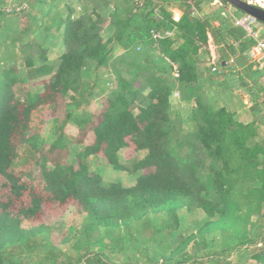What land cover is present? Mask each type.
Segmentation results:
<instances>
[{
    "label": "trees",
    "instance_id": "trees-1",
    "mask_svg": "<svg viewBox=\"0 0 264 264\" xmlns=\"http://www.w3.org/2000/svg\"><path fill=\"white\" fill-rule=\"evenodd\" d=\"M49 1L33 0L29 8L34 10ZM201 1L192 0L193 9L188 6L178 21H174L164 9L159 11L162 19H156L155 6L145 11L147 6L144 7V3V9L135 11L134 8L126 19L118 20L114 41L125 51L138 45L157 46L170 68H176V79L181 85L196 80L197 58L201 52L208 50L207 34H210L215 46L224 41L227 52L238 53L239 60H247L245 53L250 43L244 39L241 29L231 24L223 29L221 22L215 27L207 18L193 17L196 12L199 13ZM160 27L173 30V36L155 43L150 31ZM79 31L74 19L68 18L64 22L63 44L66 50L59 57L57 69L48 63L35 66L26 61L24 78L17 76L15 69L1 74L0 264H27V259L21 262L12 257L15 250L23 244L34 253L41 246L43 236L50 237L49 223L65 215L71 217L69 233L75 232V227L80 225L88 238L100 227L124 225L130 228L139 221L146 222L150 214L166 212L176 217L179 209L199 208L208 219L199 231L202 234L213 230L212 227L221 222L216 195L221 196L223 207L230 213L238 209L239 203L249 208L258 193L264 195V143L247 147L253 131L251 125H237L232 120L233 115L224 107L213 110L201 101L196 104L195 114L199 115L195 118L196 138L212 161L207 167L208 174L199 176L197 166L186 165L172 155L168 149L171 132L167 126L170 125L169 98L173 85L158 76L147 78L150 84L148 101L137 116L129 109L137 92L132 89L131 83L120 80L116 103H111L101 114V121L93 128L94 141L83 150V157L101 153L109 165L120 170L117 154L128 146L126 139L129 138L136 150L147 152L136 168L154 167L155 173L140 175L129 187H106L97 175L88 172L81 162L82 157H79L81 160L75 172L71 169L61 172L59 168L50 169L45 164L38 167L34 160L18 163L35 147L45 112L56 114L69 90H87L82 89L78 81L85 61L89 59L100 67L108 60L110 51L102 41L90 45L86 51H77L75 45L81 41L88 44V33ZM231 42L237 43V47ZM38 80L43 83V91L32 97L26 86ZM257 169L256 189H251L246 172ZM235 175L241 177L234 178ZM191 238L194 236L186 238L169 258H164L165 263L184 264L186 245ZM89 244L90 240L80 250L86 252ZM99 245L102 250L103 243ZM140 255L145 257L147 264H155L148 259L146 250ZM178 255L180 261L174 259ZM96 256L94 260L88 255L76 258L54 246L46 252L45 259L37 260V264H57V260L59 264H105L101 262V255Z\"/></svg>",
    "mask_w": 264,
    "mask_h": 264
},
{
    "label": "rangeland",
    "instance_id": "rangeland-1",
    "mask_svg": "<svg viewBox=\"0 0 264 264\" xmlns=\"http://www.w3.org/2000/svg\"><path fill=\"white\" fill-rule=\"evenodd\" d=\"M188 1L50 0L31 10L29 5L33 0H0V78L9 69H15L17 76L24 78L26 61H31L35 66L48 63L57 69L59 57L66 50L63 29L68 18L78 23L79 33H88V44L81 41L75 45L77 51H86L87 47L99 41L105 43L110 51L107 62L100 67L89 59L85 61L78 81L82 89L87 90H69L63 96L56 114L45 112L35 147L24 154L18 163L34 160L38 167L45 164L50 169L59 168L61 172L69 169L75 172L82 159L88 172L97 175L106 187H129L140 175L155 173L154 167L136 168L147 152L136 150L129 138L126 139L128 146L117 154L120 170L109 165L101 153L83 157L84 147L94 141L93 128L101 121V114L111 103H116L120 80L131 83L132 89L137 92L129 108L137 116L148 101L150 84L147 78L151 76L161 77L173 85L169 98L171 115L167 127L171 135L168 149L186 165L197 166L199 176L209 173L207 167L212 161L196 138L195 118L199 115L195 112L198 101L213 110L224 107L233 115L232 120L237 125H251L253 131L247 147L264 143V80L260 64L239 60L238 53L233 55L224 49V41L213 46L214 42L211 44L208 36V50L201 52L197 58L196 80L181 85L174 75L175 69L170 68L157 46L138 45L125 51L114 41L118 20L126 19L136 3H146L145 11L153 6H173L183 14L188 6L193 9ZM244 1L264 9L261 0ZM24 5H27V9L21 10ZM199 9V13L196 12L193 17L207 18L212 24L221 22L223 29L230 27V23L222 19L219 11L206 0L201 1ZM26 87L32 97L43 91L41 80L29 82ZM257 171L246 172L251 189H256ZM216 201L220 204L221 222L214 225L213 230L202 234L199 231L208 219L199 208L179 209L176 217L166 212L150 214L146 222L139 221L130 228L124 225L100 227L88 238L80 225L75 227V232L69 233L71 217L65 215L49 223L50 237L44 235L41 246L34 253L22 244L12 257L21 262L27 259V264H37V260L45 259L46 252L55 246L76 258L88 255L94 260L96 255H101V262L105 264H147L145 257L140 255L143 250L147 251L152 263L173 264L165 263L164 258H169L178 245L192 235L194 238L186 245L184 264H264V195L258 193L249 208L238 202L239 207L231 212L233 214L223 207L220 195H216ZM89 240L86 252L80 250ZM99 243L104 245L102 250ZM204 244L207 246L204 247ZM174 259L181 260L179 255ZM59 262L57 260V264Z\"/></svg>",
    "mask_w": 264,
    "mask_h": 264
},
{
    "label": "built area",
    "instance_id": "built-area-1",
    "mask_svg": "<svg viewBox=\"0 0 264 264\" xmlns=\"http://www.w3.org/2000/svg\"><path fill=\"white\" fill-rule=\"evenodd\" d=\"M209 5L216 8L219 11V15L222 19L228 21L233 27L239 28L244 33V39L250 43L249 49L246 51L245 56L250 63L260 64L263 72L264 80V24L256 20L254 17L236 9L224 0H206ZM192 5L191 0L188 1ZM248 3V2H247ZM251 4V3H250ZM253 5V4H252ZM193 7V6H192ZM143 8V3L138 2L135 5V11ZM27 9V5H24L21 10ZM155 18L161 20L162 16L158 10H155ZM218 27V26H217ZM151 39L158 43L165 38L173 36V30H166L163 28H155L150 31ZM235 47L237 43L231 42ZM174 75L177 78L178 73L174 67ZM213 71H216L213 68Z\"/></svg>",
    "mask_w": 264,
    "mask_h": 264
},
{
    "label": "water",
    "instance_id": "water-1",
    "mask_svg": "<svg viewBox=\"0 0 264 264\" xmlns=\"http://www.w3.org/2000/svg\"><path fill=\"white\" fill-rule=\"evenodd\" d=\"M226 3L235 7L236 9L254 17L256 20L264 24V9L247 3L244 0H224Z\"/></svg>",
    "mask_w": 264,
    "mask_h": 264
},
{
    "label": "crops",
    "instance_id": "crops-1",
    "mask_svg": "<svg viewBox=\"0 0 264 264\" xmlns=\"http://www.w3.org/2000/svg\"><path fill=\"white\" fill-rule=\"evenodd\" d=\"M162 4H163V3H162ZM162 4H161V5H162ZM170 4L173 5V2H170ZM165 5H166V4H165ZM161 7H162L164 10H166L168 13L171 14V17H172V19H173L174 21H178V20L182 17V15H183L182 12H181L179 9H177V8H175V7H173V6H170L169 8H167V6H166V7H164V6H155V9L159 11V9H161ZM157 8H159V9H157ZM173 12H174V13H173ZM172 14H174V15L172 16ZM176 14H178V16H176ZM213 26H215V27L219 26V22H214V23H213ZM208 36H209V42L212 44V43H213V40H212L210 34H208ZM213 46H214V44H213Z\"/></svg>",
    "mask_w": 264,
    "mask_h": 264
},
{
    "label": "bare ground",
    "instance_id": "bare-ground-1",
    "mask_svg": "<svg viewBox=\"0 0 264 264\" xmlns=\"http://www.w3.org/2000/svg\"><path fill=\"white\" fill-rule=\"evenodd\" d=\"M176 15H178V14H176Z\"/></svg>",
    "mask_w": 264,
    "mask_h": 264
}]
</instances>
